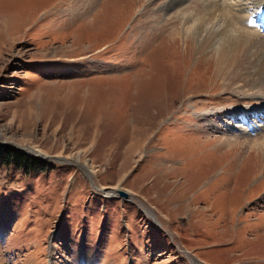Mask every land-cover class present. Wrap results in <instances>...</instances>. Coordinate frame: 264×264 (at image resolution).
I'll use <instances>...</instances> for the list:
<instances>
[{"label": "rangeland", "instance_id": "1", "mask_svg": "<svg viewBox=\"0 0 264 264\" xmlns=\"http://www.w3.org/2000/svg\"><path fill=\"white\" fill-rule=\"evenodd\" d=\"M204 4L0 0V146L46 159L0 164V264H264V85L170 42Z\"/></svg>", "mask_w": 264, "mask_h": 264}, {"label": "bare ground", "instance_id": "2", "mask_svg": "<svg viewBox=\"0 0 264 264\" xmlns=\"http://www.w3.org/2000/svg\"><path fill=\"white\" fill-rule=\"evenodd\" d=\"M222 2L205 0L202 14L183 15L181 24L171 28L170 42L182 38L187 53L193 48L189 57L197 60L196 67L212 71L224 89L237 88L243 80L246 90L257 92L264 85V1Z\"/></svg>", "mask_w": 264, "mask_h": 264}, {"label": "trees", "instance_id": "3", "mask_svg": "<svg viewBox=\"0 0 264 264\" xmlns=\"http://www.w3.org/2000/svg\"><path fill=\"white\" fill-rule=\"evenodd\" d=\"M0 164L13 165L21 168L24 173H32L41 170L44 162L27 154L25 151L12 146H0Z\"/></svg>", "mask_w": 264, "mask_h": 264}, {"label": "water", "instance_id": "4", "mask_svg": "<svg viewBox=\"0 0 264 264\" xmlns=\"http://www.w3.org/2000/svg\"><path fill=\"white\" fill-rule=\"evenodd\" d=\"M0 144H3V143H0ZM9 145L12 146V147H15V148H19V149L25 151L27 154H30V155H33V156H37V157H41L42 159L46 160V159H45V156H44V155H43V156L40 155L39 152H38L37 150L26 149V148L20 147V146H18V145H16V144H13V143H9ZM116 192H117L118 194H121V195H125V194H126V192H125L124 190L119 189V188L116 189Z\"/></svg>", "mask_w": 264, "mask_h": 264}]
</instances>
